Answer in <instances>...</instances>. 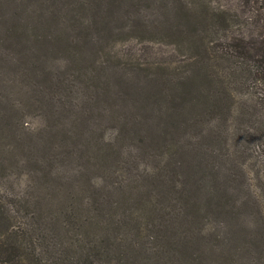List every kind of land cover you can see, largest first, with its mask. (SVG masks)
I'll list each match as a JSON object with an SVG mask.
<instances>
[{
	"label": "rangeland",
	"instance_id": "obj_1",
	"mask_svg": "<svg viewBox=\"0 0 264 264\" xmlns=\"http://www.w3.org/2000/svg\"><path fill=\"white\" fill-rule=\"evenodd\" d=\"M263 44L264 0H0V200L93 264H264Z\"/></svg>",
	"mask_w": 264,
	"mask_h": 264
},
{
	"label": "trees",
	"instance_id": "obj_2",
	"mask_svg": "<svg viewBox=\"0 0 264 264\" xmlns=\"http://www.w3.org/2000/svg\"><path fill=\"white\" fill-rule=\"evenodd\" d=\"M227 15L226 11H221L217 22H230L231 17L227 18ZM259 47L261 57L257 59L259 61L258 72L264 74V44ZM235 51L238 55L244 52L240 45L235 47ZM220 201L224 202L223 211L228 212L226 209L228 203L224 199ZM29 209V207L26 209L25 205L11 206L7 201L0 200V264L94 263L93 252H84L69 247L58 238L57 234L48 231L40 218L36 219L34 215L24 216ZM263 209L262 207L261 210ZM261 234L264 235L263 230ZM261 234L257 231L258 242L254 241V245L264 247V241H261L264 238ZM254 237L252 240L255 239Z\"/></svg>",
	"mask_w": 264,
	"mask_h": 264
}]
</instances>
